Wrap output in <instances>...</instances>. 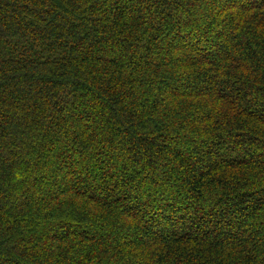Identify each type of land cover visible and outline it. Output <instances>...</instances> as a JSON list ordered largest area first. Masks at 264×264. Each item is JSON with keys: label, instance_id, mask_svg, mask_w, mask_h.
<instances>
[{"label": "trees", "instance_id": "obj_1", "mask_svg": "<svg viewBox=\"0 0 264 264\" xmlns=\"http://www.w3.org/2000/svg\"><path fill=\"white\" fill-rule=\"evenodd\" d=\"M0 264H264V0H0Z\"/></svg>", "mask_w": 264, "mask_h": 264}]
</instances>
